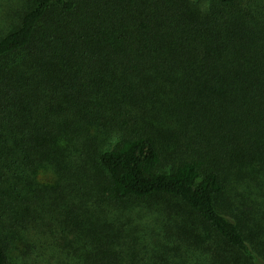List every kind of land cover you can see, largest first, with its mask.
<instances>
[{
  "label": "trees",
  "instance_id": "1",
  "mask_svg": "<svg viewBox=\"0 0 264 264\" xmlns=\"http://www.w3.org/2000/svg\"><path fill=\"white\" fill-rule=\"evenodd\" d=\"M264 261V0H0V264Z\"/></svg>",
  "mask_w": 264,
  "mask_h": 264
},
{
  "label": "rangeland",
  "instance_id": "2",
  "mask_svg": "<svg viewBox=\"0 0 264 264\" xmlns=\"http://www.w3.org/2000/svg\"><path fill=\"white\" fill-rule=\"evenodd\" d=\"M259 264H264V261L262 260L261 262H259Z\"/></svg>",
  "mask_w": 264,
  "mask_h": 264
}]
</instances>
